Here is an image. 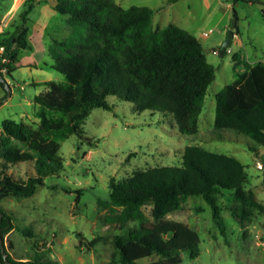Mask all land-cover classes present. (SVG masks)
<instances>
[{"label": "trees", "instance_id": "obj_1", "mask_svg": "<svg viewBox=\"0 0 264 264\" xmlns=\"http://www.w3.org/2000/svg\"><path fill=\"white\" fill-rule=\"evenodd\" d=\"M38 2L23 0L20 21L13 29L0 31V76L1 65L12 76L19 67L14 64L20 51L33 49L28 38L31 27L25 21ZM53 8L66 16L70 26L67 35L53 38L48 46L51 66L62 73L64 81L45 83L61 101L42 95L30 98L40 124L36 130L14 119L2 120L0 199L33 194L46 175L58 170L59 166H53L61 163L56 156L58 139L77 132L93 107L112 109L106 100L108 94L130 101L135 112L148 109L170 114L180 133L196 134L206 89L215 76L201 41L174 23L154 26L149 6L123 7L115 0H57ZM0 85L5 89L2 81ZM215 99V137L226 138L224 131L233 130L264 148V62L249 64L216 93ZM52 113L59 115L53 117ZM249 148L258 153L255 145ZM21 161H33L36 173L25 179L13 176L8 166ZM246 185L245 165L236 156L198 143L184 145L180 165L150 166L121 179L110 177L109 198L100 200L110 210L105 216L108 223L122 226L129 219L142 220L146 205L153 218L113 236L121 264H175L181 260L182 251L196 257L200 244L197 231L165 216L179 209L188 197L201 196L224 233L218 193L232 192L237 203L230 210L241 225L253 208L264 212V202ZM14 228L11 212L0 204V238L3 240ZM17 229L32 233L29 227ZM3 251L10 264H58L42 260L39 251L25 261L14 260ZM154 254L159 258L138 261ZM5 258L0 249V264H6Z\"/></svg>", "mask_w": 264, "mask_h": 264}, {"label": "rangeland", "instance_id": "obj_2", "mask_svg": "<svg viewBox=\"0 0 264 264\" xmlns=\"http://www.w3.org/2000/svg\"><path fill=\"white\" fill-rule=\"evenodd\" d=\"M37 1L25 21L31 27L28 38L35 46L20 51L21 66L18 64L12 76L1 65L10 95L0 85V127L4 118H10L36 130L40 124L30 98L42 95L60 100L52 93L51 85L45 83L64 81L62 73L50 66L48 46L53 38L67 35L70 26L66 16L53 8L57 0ZM115 1L123 7L149 6L153 9L154 26L174 23L201 41L207 60L215 67V76L206 89L198 116V132L182 134L170 114L148 109L135 112L130 101L108 94L106 100L112 109L93 107L77 132L58 139L56 156L61 163L53 164L59 166L58 170L46 175L33 194L0 199V204L11 212L17 228L32 230L31 234H24L14 228L5 234L4 249L14 260L25 261L39 251L42 260H55L58 264H121L113 236L125 233L141 221L149 223L153 218L150 206L146 205L142 220L129 219L122 226L108 223L105 216L110 210L100 200L109 198L110 177L121 179L150 166L180 165L186 144L198 143L236 156L245 165L246 187L252 188L255 196L264 202L262 147L233 130L224 131L226 138H216L218 132L213 128L216 93L233 81L236 72L243 71L247 63L255 58L264 60V0ZM23 7V0H0V31L13 29L20 21L18 14ZM233 17L237 37L220 55L218 51ZM13 142L24 147L16 139ZM250 145H255L258 153ZM2 161L0 157V165ZM257 161L263 163L262 169L256 167ZM7 169L22 179L36 173L33 161L10 164ZM235 203L232 192L217 194L224 233L212 217L211 206L201 196L188 197L179 209L165 216L184 222L200 237L199 254L190 258L182 251L181 260L175 264H264V212L253 208L249 219L241 225L230 210ZM158 258L154 254L138 261Z\"/></svg>", "mask_w": 264, "mask_h": 264}, {"label": "water", "instance_id": "obj_3", "mask_svg": "<svg viewBox=\"0 0 264 264\" xmlns=\"http://www.w3.org/2000/svg\"><path fill=\"white\" fill-rule=\"evenodd\" d=\"M235 22H236V18L233 17L231 20V23L227 29L226 36H225V38H224V40L220 46V49L218 51L220 53V55H223L226 52V49L231 42V39H232L233 33H234L233 28L235 26ZM0 81L3 82L5 89H7V94L10 95V87H9L6 79L3 76H0ZM261 159L264 161V153L261 154ZM0 249L2 250L3 257L5 258L6 252L3 251L4 250V241L1 238H0ZM5 263L10 264V261L5 258ZM13 264H15V263H13ZM21 264H24V263H21Z\"/></svg>", "mask_w": 264, "mask_h": 264}, {"label": "crops", "instance_id": "obj_4", "mask_svg": "<svg viewBox=\"0 0 264 264\" xmlns=\"http://www.w3.org/2000/svg\"><path fill=\"white\" fill-rule=\"evenodd\" d=\"M237 34H238V32H235V31H234L232 39L235 38V37H237ZM232 39H231V40H232ZM33 46H35V45H33ZM34 50H35V48H34ZM50 58H51V61H50V66H51L52 63H53V61H52L53 58H52V57H50ZM259 60H261V61L264 62V60H262V59H260V58H255V60H253L252 62L246 64L245 69L247 68V66H248L249 64L252 65V64H254L255 62H257V61H259ZM18 64H19V65L21 64L20 60H18V61L15 62V65H16V66H18ZM22 65H24V64H22ZM20 66H21V65H20ZM51 67H52V66H51ZM245 69H244V70H245ZM244 70H243V71H244ZM240 72H242V71H240ZM240 72H238V71L236 72V77H237V74L240 73ZM236 77H235V78H236ZM35 81H36V80H32V82H35ZM230 139H233V137L231 136ZM208 140H210V139H208ZM262 153H264V148H263V147L261 148V154H262Z\"/></svg>", "mask_w": 264, "mask_h": 264}, {"label": "built area", "instance_id": "obj_5", "mask_svg": "<svg viewBox=\"0 0 264 264\" xmlns=\"http://www.w3.org/2000/svg\"><path fill=\"white\" fill-rule=\"evenodd\" d=\"M210 31H211V29H210ZM204 33L206 34V32H204ZM256 167L259 168V169H262L263 168V163L261 161H257L256 162Z\"/></svg>", "mask_w": 264, "mask_h": 264}]
</instances>
